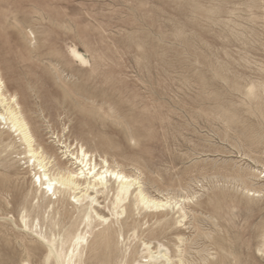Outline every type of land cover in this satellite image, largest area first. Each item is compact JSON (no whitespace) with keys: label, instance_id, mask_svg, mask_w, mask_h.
<instances>
[{"label":"rangeland","instance_id":"374dc122","mask_svg":"<svg viewBox=\"0 0 264 264\" xmlns=\"http://www.w3.org/2000/svg\"><path fill=\"white\" fill-rule=\"evenodd\" d=\"M0 71L57 158L82 139L146 193L190 198L158 239L175 262L182 249L185 264H264V0H0ZM0 152L13 214L33 174L19 149ZM17 231L0 212V264L27 258Z\"/></svg>","mask_w":264,"mask_h":264},{"label":"bare ground","instance_id":"6f19581e","mask_svg":"<svg viewBox=\"0 0 264 264\" xmlns=\"http://www.w3.org/2000/svg\"><path fill=\"white\" fill-rule=\"evenodd\" d=\"M36 49L29 47L30 53ZM68 51L75 63L83 67L90 63L77 46H70ZM0 125V147L19 149L17 154L20 161H25L26 175L30 178L33 174L30 189L16 213L9 212L12 199L0 195L3 220L18 230L15 236L31 238L33 243L23 244L27 258L20 264H30V258L41 250V264H185L182 249L175 262L170 248L158 239L171 231L174 214L178 217H172L173 221L183 224L186 214L182 203L189 197L182 200L146 193L139 175L127 172L124 164L110 163L106 153L98 162L95 153L99 149L90 150L82 139L76 145L63 142L67 158H57L54 149L46 147L31 127L17 95L6 88L1 71ZM4 136L9 143L4 144ZM66 221H70L68 228ZM147 224L148 229L143 231ZM139 231L146 240L142 239L129 255L118 249L119 237L123 242L125 235L127 240L139 238ZM178 240H182L180 235ZM153 241H157L156 247ZM226 261L224 258L221 264Z\"/></svg>","mask_w":264,"mask_h":264}]
</instances>
